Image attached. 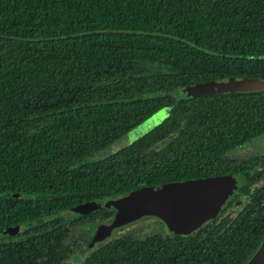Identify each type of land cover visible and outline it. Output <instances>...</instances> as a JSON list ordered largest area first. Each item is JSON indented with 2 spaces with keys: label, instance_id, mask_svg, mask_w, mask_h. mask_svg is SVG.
<instances>
[{
  "label": "trees",
  "instance_id": "obj_1",
  "mask_svg": "<svg viewBox=\"0 0 264 264\" xmlns=\"http://www.w3.org/2000/svg\"><path fill=\"white\" fill-rule=\"evenodd\" d=\"M223 77L264 80V0H0V231L22 228L0 234V264H55L68 254L66 231L111 217L99 205L73 218L78 204L247 178L221 158L264 133V92L183 94ZM164 109L153 129L92 159ZM177 125L178 138L151 154ZM239 191L246 202L233 218L187 235L119 237L78 264H245L264 239V179Z\"/></svg>",
  "mask_w": 264,
  "mask_h": 264
},
{
  "label": "water",
  "instance_id": "obj_2",
  "mask_svg": "<svg viewBox=\"0 0 264 264\" xmlns=\"http://www.w3.org/2000/svg\"><path fill=\"white\" fill-rule=\"evenodd\" d=\"M197 94L264 92V80L247 77H223L194 85ZM159 120L163 112L153 115ZM236 192L232 174L199 177L162 183L157 186H141L114 194L101 200L100 207H112L115 212L108 225L97 226L92 241L105 239L111 229H119L143 216L159 218L169 231L187 235L218 213L228 195ZM89 205V204H88ZM84 205L71 210L81 212ZM84 208V209H83ZM17 227H6L5 232L14 233ZM245 264H264V239Z\"/></svg>",
  "mask_w": 264,
  "mask_h": 264
},
{
  "label": "flooded vegetation",
  "instance_id": "obj_3",
  "mask_svg": "<svg viewBox=\"0 0 264 264\" xmlns=\"http://www.w3.org/2000/svg\"><path fill=\"white\" fill-rule=\"evenodd\" d=\"M193 87H194V85L192 87L190 86V87L185 88L184 91H183V94L185 96H188V97L191 96V95L197 94V93H195L193 91ZM224 93H228V92H224ZM213 94H215V93H213ZM216 94H222V93H216ZM171 95H172V97L175 100H178V98L180 96L179 93H177V92L176 93L172 92ZM197 95H200V94H197ZM171 109H174V108L171 107ZM170 110L168 109V112H166L167 110L165 111V109L157 111V113L158 112H163L164 113V116H163V118L161 120L164 119L166 113L170 114ZM155 126L150 128L148 131L153 129ZM180 134H181V126L177 125L176 126V130L170 131L168 133V135L162 136L161 138H158V140H157L158 144H156L157 148L156 149H152V148L149 149L151 151V154H157L158 152H161L162 149L169 144L171 138L173 139V138H175V136H176V138H178V136ZM227 158H230L231 161L235 162L237 164V166L240 168V170H242V172L248 171V172H250V174L246 178L244 175H242L240 173H238V174L227 173V174H232L234 176V178H235L236 192L228 195V197L225 199L223 204L220 206V209H219L218 213L216 214V216L214 218H217V217H219L222 214H224L225 217L228 216L227 218H233L235 215L238 214V211L241 210L242 206L245 205V202H246L244 195L239 191L240 187L244 183L248 187L249 186L253 187V186H256L257 183L260 184V183L263 182V179H264V133L260 134V135H257L254 138H252L250 141H246V142L242 143L241 145L237 146L235 149L232 150V152L226 154L225 156H222L221 159L224 160V161H228ZM178 181H180V180H178ZM100 203L92 201V202L89 203V205H87V207H85V209L88 212V216L90 214H93L99 208ZM94 206H97V208H95ZM106 208L109 209L110 212H112V214H111V219H112V216H113V214L115 212L114 208H112V207H106ZM144 217H150L151 219L152 218L158 219V221L161 222L163 224V226H165V224L157 217H154V216H143L141 218H144ZM141 218H139L137 220H134L132 222H136V221L140 220ZM214 218H212V219H214ZM212 219H209V220L205 221L204 223H206V222H208V221H210ZM129 223H131V222H129ZM99 224H102V223H99ZM97 226L94 228V231L92 232L91 238L89 239L91 244H93V245H97L98 244V246L95 249H92V250H89V251H86V252L82 253L83 249H84V245H83L84 241H80L79 245H73V246L72 245H70V246L68 245L67 246L68 247V254L66 256H64V259L57 260L55 262V264H70L68 262V260H70V262L72 264H78V263L83 261L84 257L88 256L91 252L95 251L97 248L102 247L107 241L113 240V239H116V238H119V237H125L126 235H129V234H124L122 232L123 231V228H122L123 226H122L119 229V231H118V229H114V228L111 229L110 232H109V235L105 239H103L101 241H98V242L97 241L93 242L92 238H93V235H94V232H95ZM15 227H17V229H16V231L14 233L5 232L4 231L5 228L2 229L0 231V234L2 236L3 235L4 236L1 238V240L5 241V239H7V236H17V234H19L22 231V228H20L19 226H15ZM165 229H166L167 233H165V231H163V230H160V232L157 233V234H154V235H147L146 234V235H144V236H142L140 238H151L153 236H155V237H164V236L173 235V234L176 235V233H174L172 231H169L166 226H165ZM70 231L69 230L66 231L65 234H64V237L69 236L70 235ZM132 237L138 238V237H135V236H132ZM72 247H74V248H72ZM76 255L79 258L77 260L74 258Z\"/></svg>",
  "mask_w": 264,
  "mask_h": 264
},
{
  "label": "rangeland",
  "instance_id": "obj_4",
  "mask_svg": "<svg viewBox=\"0 0 264 264\" xmlns=\"http://www.w3.org/2000/svg\"><path fill=\"white\" fill-rule=\"evenodd\" d=\"M159 122H160V120L158 119L157 116L156 117L151 116L150 118H148L147 120L142 122L139 126L134 128L131 132H129L124 138L117 139L112 144L102 148L98 153H96L92 157V159L97 160V159H101V158H104V157L112 154L113 152L119 150L121 147L125 146L128 142H130V141L136 139L137 137L141 136L142 134L146 133L150 128L157 125ZM94 207L97 208V206H94ZM106 212H110V210L107 208H101L100 209L101 214H104ZM83 213H85L84 210L81 212H75V211L71 210L70 214H71V217L77 218V217L81 216V214L83 215ZM67 217H68L67 215H64L63 219H66ZM110 220H111V217L104 219V220H99L98 224L102 223V224L108 225ZM98 224H95V225L87 224L84 227L85 232L75 231L74 229H71L70 235L67 236L66 239L64 240V244L66 246H68V245L73 246V245H79L80 241H84V244H83L84 249H83L82 253L89 251V250H92V249H95L98 246V244L97 245L91 244L89 239L91 238V235H92V232L94 231V228ZM122 228H123L122 232L124 234H129L131 236H135V237H139V238L146 235V234L147 235L157 234L160 232V230H163V231H165V233H167L165 226H163V224L161 222H159L158 219H155V218L151 219L150 217H144V218H141L140 220H138L136 222L128 223L127 225H124ZM72 248H74V247H72ZM68 262L70 264H72L70 262V260H68Z\"/></svg>",
  "mask_w": 264,
  "mask_h": 264
}]
</instances>
